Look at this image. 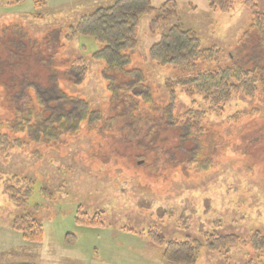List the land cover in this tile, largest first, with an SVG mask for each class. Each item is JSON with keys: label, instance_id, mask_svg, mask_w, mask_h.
<instances>
[{"label": "rangeland", "instance_id": "rangeland-1", "mask_svg": "<svg viewBox=\"0 0 264 264\" xmlns=\"http://www.w3.org/2000/svg\"><path fill=\"white\" fill-rule=\"evenodd\" d=\"M36 1L0 0V36L16 33L34 41V47L24 43L21 49L29 64L36 49L41 56L49 54L45 41L48 47L54 43L48 33L57 30L55 38L63 46L50 48L55 60L84 56L87 64L83 82L75 86L60 81L62 89L108 118L110 93L103 64L90 58L99 45L82 35L68 41L66 34L80 16L115 0ZM165 1L150 0L157 10ZM172 1L174 12L154 31L153 14L140 17L137 46L131 52L129 67L143 71L157 103L165 101L164 81L178 71L149 61L147 50L172 25L195 31L202 48L220 49L217 62H197L199 67L263 65L252 35L245 37L252 15L244 4L230 0L222 11L211 10L208 0ZM255 2L263 11L264 0ZM30 66L42 81V65ZM137 100V108L147 114ZM190 107L207 110L200 95L188 96L177 88L176 112ZM252 109L256 111L244 115L242 122L227 121L231 114ZM13 119L0 86V132L8 137L0 144V264H175L162 257L167 240L189 236L204 244L210 234H236L241 242L222 252L203 246L195 264H264V250H254L249 241L256 232L264 236V106L256 97L235 96L221 115L207 111L197 143L188 139L182 144L172 129L158 134L142 121L127 129L108 119L94 126L84 122L75 134L57 141L34 143L7 128ZM130 130L137 131L129 140ZM203 163L206 167L199 168ZM17 178L35 182L23 207L5 193L7 182L20 186ZM25 212L42 225L39 243L23 240L11 227L14 216ZM82 212L101 223L78 222ZM149 230L159 234L161 244L149 239Z\"/></svg>", "mask_w": 264, "mask_h": 264}, {"label": "trees", "instance_id": "trees-1", "mask_svg": "<svg viewBox=\"0 0 264 264\" xmlns=\"http://www.w3.org/2000/svg\"><path fill=\"white\" fill-rule=\"evenodd\" d=\"M237 1L251 12L249 32L245 37L252 35L260 52L259 58L263 56V65L255 63L244 66L232 62L225 67L214 69L199 67L197 62L205 64L217 62L220 49L215 46L202 48L195 31L184 29L178 24L172 25L147 50L149 61L160 66L170 65L178 71L176 77L164 81L166 92L163 103H157L152 97L143 71L129 66L132 60L131 52L137 46L140 17L153 14L150 28L154 31L174 12V2L167 0L157 10L150 0H115L110 5L101 6L80 16L76 23L70 26L66 40L82 35L92 37L98 43V49L90 58L103 64L101 73L110 93L111 114L108 118H104L100 110L91 108L84 98L68 95L62 89L60 81L80 85L85 78L87 64L84 56H69L65 60H55V50L53 52L52 49L63 46L62 42L55 38L57 30H50L48 33L49 38L53 36L54 43L48 47L49 40L45 41L49 54L41 56L36 49L29 64L21 49L25 44L34 47L35 42L30 43L16 33L6 35L4 32L0 36V86L3 88V101L14 114V119L7 123L9 124L7 128L11 132L24 133L30 142L47 143L57 141L64 135L75 134L84 122L94 126L103 119L104 121L108 119L113 124L115 121L124 123V128L129 129L132 122L142 121L153 127V132L155 130L158 134L167 129L174 130L179 133L182 144L188 139L197 143L204 131L201 123L207 111L221 115L225 106L237 95L256 97L264 106V10H260L255 0ZM35 3L40 1L37 0ZM208 5L211 10L224 11L230 6V0H208ZM33 62L42 65L44 72L42 81L29 70ZM177 88L185 91L188 96L200 95L207 110L190 107L185 112L177 113ZM137 99H140L147 114L137 108L139 102ZM255 111L256 109L236 112L228 116L227 121L229 124L242 122L244 115L251 116ZM152 113L153 116L148 117ZM136 131L130 130L129 133H133L131 136L127 134L129 137L126 136V139L134 137ZM7 140V135L0 132V144L6 143ZM205 164H201L199 168L206 167ZM18 179L20 178H17L19 187L9 182L5 183V193L15 205L23 207L28 204L27 200L35 182L24 181L25 179L21 182ZM76 220L86 225L101 223L85 212ZM11 227L29 243H39L42 240V225L28 212L15 215ZM148 233L153 243L161 244L162 239L155 230H149ZM249 241L254 250L259 252L264 250V236L261 234L257 232L251 234ZM238 242H241V238L236 234H210L204 244L189 236L183 240L170 239L164 244L162 257L169 263L195 264L198 252L203 246L211 252H222Z\"/></svg>", "mask_w": 264, "mask_h": 264}]
</instances>
